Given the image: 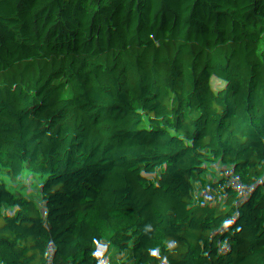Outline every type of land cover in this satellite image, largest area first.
Returning a JSON list of instances; mask_svg holds the SVG:
<instances>
[{"label":"trees","instance_id":"1","mask_svg":"<svg viewBox=\"0 0 264 264\" xmlns=\"http://www.w3.org/2000/svg\"><path fill=\"white\" fill-rule=\"evenodd\" d=\"M0 264H264V0H0Z\"/></svg>","mask_w":264,"mask_h":264},{"label":"rangeland","instance_id":"2","mask_svg":"<svg viewBox=\"0 0 264 264\" xmlns=\"http://www.w3.org/2000/svg\"><path fill=\"white\" fill-rule=\"evenodd\" d=\"M244 42H245V38H244ZM171 216L175 221H177V220L183 218L184 213H182L180 210H178L176 208H173L171 211ZM252 224H253V220L249 217H247L243 220L242 227H241V235L242 236H247V235L253 234V229H252L253 225Z\"/></svg>","mask_w":264,"mask_h":264},{"label":"built area","instance_id":"3","mask_svg":"<svg viewBox=\"0 0 264 264\" xmlns=\"http://www.w3.org/2000/svg\"><path fill=\"white\" fill-rule=\"evenodd\" d=\"M32 1H39L47 10H50L55 6L56 3L60 1H69L75 7H87L94 2H100L102 0H32Z\"/></svg>","mask_w":264,"mask_h":264}]
</instances>
